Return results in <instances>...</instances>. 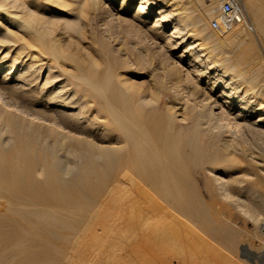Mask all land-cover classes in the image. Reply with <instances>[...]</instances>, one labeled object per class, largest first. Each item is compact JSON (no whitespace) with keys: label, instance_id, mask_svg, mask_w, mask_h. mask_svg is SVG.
Instances as JSON below:
<instances>
[{"label":"bare ground","instance_id":"1","mask_svg":"<svg viewBox=\"0 0 264 264\" xmlns=\"http://www.w3.org/2000/svg\"><path fill=\"white\" fill-rule=\"evenodd\" d=\"M157 1L117 3L173 56L185 15ZM198 1L191 23L212 40H190L177 60L166 57L162 88L174 96L166 100L132 80V63L112 55L107 34L92 45L90 20L108 24L109 0H0V15L17 29L0 21V67L22 66L0 77V264H109L117 247L115 264H264V195L252 186L264 182V160L242 145L264 141V105L240 90L231 68L209 60L223 43L254 36L261 44L262 10L244 0L250 23L211 38L208 19L221 0ZM52 3L72 5L76 18L38 12ZM181 81L188 100L177 97ZM229 205L255 221L260 246Z\"/></svg>","mask_w":264,"mask_h":264},{"label":"rangeland","instance_id":"2","mask_svg":"<svg viewBox=\"0 0 264 264\" xmlns=\"http://www.w3.org/2000/svg\"><path fill=\"white\" fill-rule=\"evenodd\" d=\"M186 1L188 2L190 0H158L157 1V3H158L157 5H159L163 2H165V5L171 4V6H167L168 9L173 10L174 13L180 12L181 14L185 15V19H186L185 20V30H186L187 35L182 36L180 34L179 35L180 37L179 36L177 37V41H180V43L175 44L176 48L173 50L174 54H173V56L171 55L172 57L170 55H168L165 51L167 48H171L173 46L168 45L165 42L164 38L158 39L159 41H157L156 38L153 36L154 34L147 29L148 26L144 25L138 18H136V17L134 18V16L131 13L124 11V10H121L119 8L117 0H109L108 24H105L104 20H102L101 17L97 18L96 21L95 20L92 21V19L90 20V24L92 23L91 24L92 32L90 34H92V36L94 37V39L92 40V42H94V44L92 43V45H94L95 48L97 49L99 47V43L101 42L100 37L103 38V36L107 34V36H104V37H108V43H109L112 55L116 59H118V61H120L121 63L122 62L123 63L124 62L125 63L131 62L132 63L131 64L132 65L131 70H129V72L132 73V80L134 82L140 83V85H142L143 88L149 87L150 89H148V91H147L149 95H151L150 92L152 91L153 95H156V96L159 95L160 98H165L166 100H172V99H174V96L169 91H167V89L162 88V87H165L164 85H165V82L167 80L166 78L163 77L166 73L164 60L166 59V57L167 58L170 57L169 60L170 59L172 60L173 57H174V60L175 59L177 60L180 53L183 52L184 50L188 49L187 46H189L188 42L190 40L194 39V40H196V42L198 44L201 43L203 46H208L209 41L212 40V39H206L203 36L197 35L196 31H195V26L191 23L192 14L196 10V8L197 9L201 8L199 1L198 0H191V2L195 3L194 5L196 7L195 6L190 7ZM7 3L5 2L6 5H7ZM256 4L258 5V8H261L262 11L260 13L264 19V0H256ZM58 6L59 5L57 3H52L50 6L47 5L45 8L40 6V7H38L39 8L38 12L40 14L45 15V16H50L52 13H54L55 15L63 14L66 18L68 17L70 19L76 18L75 14L77 13V9L74 8L73 11L68 10V8L70 9L72 7V5H68L69 7L64 6L63 8L59 7V8L63 9L62 11L59 10ZM21 8L22 7L12 8V9H15V10H13L14 12H16V11L18 12V9H20L19 13H21V11L23 9V8L22 9ZM1 9H2V7H0V10ZM178 10H181V11H178ZM51 11H52V13H51ZM155 13H157V12H155ZM215 13H216V10H214V13L211 14L210 18L208 19L209 20L208 21V28L210 30L211 38H213L215 35H220L219 32H216L215 30H213L211 28L210 23H209L211 18L215 15ZM129 17H131V18H129ZM88 18H91L89 16V14H88ZM0 19H1L0 21L2 22V26L5 29L8 28V29H11L12 31L17 30V29L14 30L15 29V27H13V23H15L14 21H11L10 19H8L5 16L2 17L1 15H0ZM99 19H101V20H99ZM11 22H12V24H11ZM137 22H139V23L141 22V23L139 24ZM6 26H8V27H6ZM106 27H107V30L105 29ZM169 30L171 31V27L168 28V32H170ZM17 33L20 35V37L23 36V39H26V37H24V34H22L23 31L18 30ZM24 33H26V31H24ZM216 33H219V34H216ZM199 38H201V39H199ZM261 39H262V41H261L262 45L256 39V37L252 36V38L248 39L244 43H242V41L223 43V44L219 45L218 49H216L215 47H214L215 48L214 49L213 46H211V48L214 50H213L212 55L210 56L209 60H211V59L217 60V62H220L222 64L221 65L222 68L223 67L229 68V69L231 68L232 73L233 74L235 73L233 76L235 78H233V79L239 83L240 90L241 91L248 90L251 93L252 98L255 101L262 102V105H264V94L259 93V92L256 93L253 91L254 88H257V86L255 85L256 82L260 83L261 86L264 88V46H263L264 45L263 44L264 32L261 34ZM71 40L73 42H77L79 40V38L73 34ZM86 40H89V39H86ZM1 44H4V43L0 42V46H1ZM164 44L166 45V47ZM64 45H65L64 48H65L66 52L74 51V50L70 49L71 44L64 43ZM223 48H226V49L224 50ZM6 50L7 49L2 50L1 53L3 54ZM11 52L15 54V51L13 49L11 50ZM98 52L92 51V55L96 59V61H99L98 63L100 65H104V63L107 61L105 59L106 57L100 56L98 54ZM34 55H36V57H37V55H39L37 50L36 51L34 50ZM98 58H99V60H98ZM234 59H235L237 64L232 63V60H233V62H235ZM46 60L48 61V59H46V58H44L42 60V62H45V63H43L44 66L40 69L41 70L40 71L41 76L39 78V81L41 82V84L45 81L46 76L48 74V70H49L48 69L49 66L47 65L48 66L47 67L45 65ZM254 60H255V62H254ZM42 62L38 61L36 63V65L39 63H42ZM68 64H70V63H68ZM136 65H137V67H135ZM230 65H231V67H230ZM257 65L260 66L261 71H260L259 80L255 81V79H253V76H254L253 72H254V68ZM8 66H9V62L5 63V65L0 67V77L3 76V78H4L5 75L10 77L11 75H13L14 72L17 71L18 67H19V69L22 68L21 65H16V67L13 68L9 74H7L8 70H9L7 68ZM69 67H70V65H69ZM118 68L121 69L122 66L118 67ZM122 71H124V68H122ZM125 77H126L125 75L122 76V78H125ZM249 78H250V80H247ZM261 79H262V81H260ZM180 84H182V86H180V88H178V90H180V91H178L180 94L177 93V97L179 96L178 98H181V99L184 98L182 100H188V99H186V98H188L187 97V91H185L187 89L185 87V86H187L186 85L187 82L181 81ZM182 87H185L184 88L185 90ZM252 140H254V142H256V143H254ZM251 141L249 142V144L244 142L242 144L243 147H247V146L251 147V149L254 151V159L255 160L257 159L256 161H259L262 159L264 160V141L259 139V138H252ZM239 155H241V154H239ZM258 182L252 183V186L257 192L264 195V182H259V183ZM229 206L231 207V209ZM229 206H228V208L231 211V217L230 218L233 221H235L236 224L239 225L240 227L243 226L241 228L242 229L241 231L243 232V234L246 235V237L250 240V242L255 247L260 246L261 245V237H260L261 232L257 233V231L259 232L260 230H259L257 224L255 223V221L252 220L247 215H244L239 209H237V208L234 209L231 205H229ZM108 223H109V220H108ZM110 224H108V229H109L108 234H107L108 240L112 239V237H113L112 234L114 231V228L112 229L113 231L111 230L110 226H112V225H110ZM109 232H111V233H109ZM109 234H111L112 236L109 237L110 236ZM258 241H260V242L258 243ZM117 248L118 249L115 248V250H112V251H110L111 250L110 249V250H108V252L115 253L116 251H118L115 254H119V256H121V254L119 253L120 248L119 247H117ZM112 253H108L112 257V258L110 256L108 257V259H110L109 264L118 263L120 261V257L115 255V254H112ZM113 260H115V262H113ZM111 261L113 263H111Z\"/></svg>","mask_w":264,"mask_h":264},{"label":"built area","instance_id":"3","mask_svg":"<svg viewBox=\"0 0 264 264\" xmlns=\"http://www.w3.org/2000/svg\"><path fill=\"white\" fill-rule=\"evenodd\" d=\"M242 22L250 23V14L244 0H221L210 20V26L216 32L223 33Z\"/></svg>","mask_w":264,"mask_h":264}]
</instances>
